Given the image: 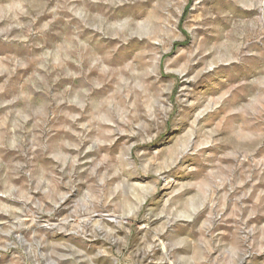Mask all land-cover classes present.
<instances>
[{
  "label": "rangeland",
  "instance_id": "rangeland-1",
  "mask_svg": "<svg viewBox=\"0 0 264 264\" xmlns=\"http://www.w3.org/2000/svg\"><path fill=\"white\" fill-rule=\"evenodd\" d=\"M0 264H264V0H0Z\"/></svg>",
  "mask_w": 264,
  "mask_h": 264
}]
</instances>
